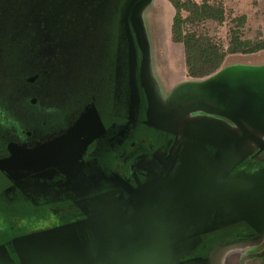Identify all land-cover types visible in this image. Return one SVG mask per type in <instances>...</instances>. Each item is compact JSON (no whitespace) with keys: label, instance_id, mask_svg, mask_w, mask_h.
<instances>
[{"label":"flooded vegetation","instance_id":"obj_1","mask_svg":"<svg viewBox=\"0 0 264 264\" xmlns=\"http://www.w3.org/2000/svg\"><path fill=\"white\" fill-rule=\"evenodd\" d=\"M130 1H10L27 40L21 54L0 49V100L11 121L0 125V158L9 155L10 142L28 148L65 134L88 108H95L102 127L93 123L98 134L77 161L71 160L72 144L65 145L68 152L60 163H77L70 170L52 166L13 180L0 170L7 182L2 190L6 205L22 198L39 211L27 222L6 216L8 232L0 244L18 262L12 238L94 221L105 211L116 215L118 244L136 236L135 217L140 216L147 226L166 232L180 261L258 264L264 260V216L245 220L253 216V202L243 203L249 198L238 190L245 184L243 175L264 172V134L256 133L259 143L244 146L223 141L209 125L237 128L202 109L187 112L176 125L167 119L166 129L147 125L141 53L137 48L138 63L130 72L120 24ZM131 76L137 101L130 117ZM188 77L166 93L152 78L161 101L177 85L203 79ZM188 121L197 123L184 130ZM106 225L113 226L109 220ZM77 234L83 245L95 246L90 226Z\"/></svg>","mask_w":264,"mask_h":264},{"label":"water","instance_id":"obj_2","mask_svg":"<svg viewBox=\"0 0 264 264\" xmlns=\"http://www.w3.org/2000/svg\"><path fill=\"white\" fill-rule=\"evenodd\" d=\"M133 1L129 2L121 14L120 24L126 38L130 72L138 63L136 49L141 53V87L147 99L145 123L166 129L163 123L167 119L170 125H176L187 112L202 109L230 120L237 128L233 132L226 123L209 125L210 132L220 135L223 141L233 140L240 146L248 141L259 143L255 135L264 134V65L223 67L199 81L177 85L163 103L151 77L148 48L140 23L141 11L151 0H139L131 6ZM130 86L131 117L137 101L132 76ZM175 109V116H170ZM93 123L102 127L100 118L92 107L81 113L65 134L45 143L28 148L8 143L6 149L9 155L0 158V170L13 180L52 166H57L62 171L72 169L77 163H60L65 160L68 152L65 145L72 144L74 149L71 160L77 161L86 144L98 134L93 129ZM195 123L197 121L186 122L184 130ZM241 178L245 184H240L242 187L238 190L239 196H248L249 200L242 199L243 203L253 202V216L244 218L252 223L257 216H264V186L263 183L260 184V181H264V172L243 175ZM141 219L140 216L135 217L136 236L122 245L114 237L119 230L116 215L114 212L105 214V211L96 216L94 221L83 219L16 236L10 240V245L18 262L5 244L1 243L0 264H197L195 261L178 260L166 232L161 228L147 226ZM108 220L112 222V227L106 225ZM82 226L92 228L96 240L93 248L80 242L77 230Z\"/></svg>","mask_w":264,"mask_h":264},{"label":"rangeland","instance_id":"obj_3","mask_svg":"<svg viewBox=\"0 0 264 264\" xmlns=\"http://www.w3.org/2000/svg\"><path fill=\"white\" fill-rule=\"evenodd\" d=\"M203 1L215 8H221L223 20L218 22L212 19H201L188 22L184 26L186 31L205 35L224 50L235 31H238L237 34L245 39L264 40V0H189L191 3L199 4ZM175 13L176 10L170 0H151L140 14V23L148 48L151 75L164 93L168 92L175 83L189 79L184 61L183 45L172 40V23ZM188 14L187 11L181 10L183 17ZM241 16L245 17L243 25H239L237 20ZM262 65H264V49L247 54H226L217 70L226 66L259 67ZM205 77L207 76L197 78ZM9 118L10 114L4 109L0 100V125L11 124ZM6 184L5 178L0 172L1 238L7 236L8 230L5 220L8 216L14 215L15 218H24L25 220H20L22 222H27L28 219L33 220L39 216L38 209L32 207L22 198L11 202L13 207L6 205L2 192Z\"/></svg>","mask_w":264,"mask_h":264},{"label":"trees","instance_id":"obj_4","mask_svg":"<svg viewBox=\"0 0 264 264\" xmlns=\"http://www.w3.org/2000/svg\"><path fill=\"white\" fill-rule=\"evenodd\" d=\"M11 0H0V49L15 50L21 54L25 48L27 38L23 35V22L16 21L17 16ZM176 13L172 23V40L182 43L184 50V61L187 67V74L192 77L208 76L219 68L226 54L253 53L264 49V40L256 41L242 38L238 31H235L224 50L205 35L186 31L185 24L201 19H212L218 22L223 20V10L203 1L202 3L189 2V0H170ZM181 10L189 14L181 15ZM239 25L244 24L245 17L238 19Z\"/></svg>","mask_w":264,"mask_h":264},{"label":"crops","instance_id":"obj_5","mask_svg":"<svg viewBox=\"0 0 264 264\" xmlns=\"http://www.w3.org/2000/svg\"><path fill=\"white\" fill-rule=\"evenodd\" d=\"M234 264V263H232ZM258 264H264V260L263 261H259Z\"/></svg>","mask_w":264,"mask_h":264}]
</instances>
